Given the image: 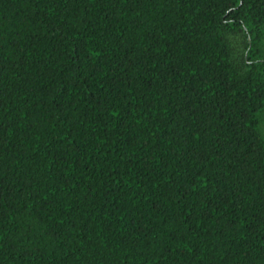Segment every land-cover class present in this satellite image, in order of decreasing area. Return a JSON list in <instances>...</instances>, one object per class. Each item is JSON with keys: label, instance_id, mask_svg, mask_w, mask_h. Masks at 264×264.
<instances>
[{"label": "trees", "instance_id": "trees-1", "mask_svg": "<svg viewBox=\"0 0 264 264\" xmlns=\"http://www.w3.org/2000/svg\"><path fill=\"white\" fill-rule=\"evenodd\" d=\"M263 118L264 0H0V264H264Z\"/></svg>", "mask_w": 264, "mask_h": 264}, {"label": "rangeland", "instance_id": "rangeland-1", "mask_svg": "<svg viewBox=\"0 0 264 264\" xmlns=\"http://www.w3.org/2000/svg\"><path fill=\"white\" fill-rule=\"evenodd\" d=\"M236 40H237V42H236ZM234 43L236 45H238L237 49L239 50L241 48V44H240V40L238 39V37H235ZM260 126H261V129H262L263 133H264V118L261 121Z\"/></svg>", "mask_w": 264, "mask_h": 264}]
</instances>
